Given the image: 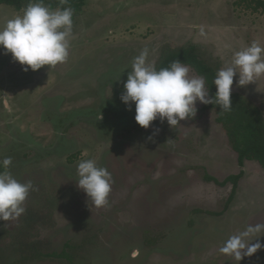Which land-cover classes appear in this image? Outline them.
Here are the masks:
<instances>
[{
    "label": "rangeland",
    "instance_id": "obj_1",
    "mask_svg": "<svg viewBox=\"0 0 264 264\" xmlns=\"http://www.w3.org/2000/svg\"><path fill=\"white\" fill-rule=\"evenodd\" d=\"M239 1L86 0L73 11L66 62L24 71L0 50V161L11 157L8 171L35 189L18 219L0 221V264H237L219 249L264 224L263 167L240 166L216 109L197 102L196 115L175 128L159 118L144 128L120 95L144 48L158 68L167 53L194 46L218 71L254 41L264 47V13ZM21 12L0 4V26ZM237 78L231 92L264 115V76L247 86ZM86 159L112 175L104 207L89 205L77 186ZM242 169L229 209L212 214L232 183L206 174L224 180ZM257 240L264 245V234ZM67 242L72 260L41 256ZM239 264H264V247Z\"/></svg>",
    "mask_w": 264,
    "mask_h": 264
},
{
    "label": "clouds",
    "instance_id": "obj_2",
    "mask_svg": "<svg viewBox=\"0 0 264 264\" xmlns=\"http://www.w3.org/2000/svg\"><path fill=\"white\" fill-rule=\"evenodd\" d=\"M68 4V0H60ZM73 9L65 7L50 10L43 0L30 2L20 14L0 26V50L11 54L13 61L35 71L42 66L50 68L66 62L69 38L73 32ZM149 50L144 48L132 61L127 80L120 95L122 102L131 110L135 105V121L148 128L159 118L174 127L181 120L196 115L197 102L220 106L221 112L232 110L231 89L234 77L238 86H247L264 76V47L254 41L233 55L231 64L219 69L213 80L214 95L209 94L203 76H189V67L179 60L170 67L157 70L148 62ZM11 157L0 161V221L18 219L26 209L23 207L30 190L31 181L19 182L13 177L9 166ZM77 186L87 196L89 205L96 208L109 203L112 175L104 167H98L93 159L81 160L77 165ZM259 233V235H256ZM264 234V224L249 225L244 231L230 236L219 251L233 257L237 264L264 247L254 239Z\"/></svg>",
    "mask_w": 264,
    "mask_h": 264
},
{
    "label": "trees",
    "instance_id": "obj_3",
    "mask_svg": "<svg viewBox=\"0 0 264 264\" xmlns=\"http://www.w3.org/2000/svg\"><path fill=\"white\" fill-rule=\"evenodd\" d=\"M86 0H68V4H61L60 0H43V3L50 9H63L71 7L74 12L81 11ZM30 2H39V0H0V4L13 6L17 10L24 9ZM238 3L246 4V7L253 11L264 13V0H240ZM179 60L181 63L191 65L200 75L205 78L206 85L209 88V94L214 95L216 86L213 83L217 70L202 59L196 52L194 46L181 48L177 51L167 53L158 65L157 70L170 67L173 61ZM232 110L221 112L219 105L207 104L205 109L214 108L217 110V123L221 124L228 134L232 148L238 153V162L244 167L246 160H256L264 169V115L260 107L250 104L241 95L231 92ZM155 121V120H154ZM153 121V122H154ZM151 122V124L153 123ZM244 170L227 176L224 180L206 174V179L214 181L220 186L232 183L230 194L225 205L220 211H211L212 214L222 215L230 207L239 185V181L244 176ZM75 245L67 242L64 249L60 252L41 254L44 257L73 259L71 251ZM40 255V254H39ZM3 255L0 250V263Z\"/></svg>",
    "mask_w": 264,
    "mask_h": 264
}]
</instances>
